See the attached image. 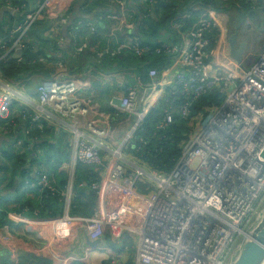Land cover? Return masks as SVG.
<instances>
[{
    "label": "built area",
    "instance_id": "built-area-1",
    "mask_svg": "<svg viewBox=\"0 0 264 264\" xmlns=\"http://www.w3.org/2000/svg\"><path fill=\"white\" fill-rule=\"evenodd\" d=\"M51 1L40 0L37 6L27 9L12 34L22 36L37 22L49 23L47 33L56 34L50 20L57 19L64 25L67 16L63 8L53 7ZM95 1L105 4L108 0ZM115 3L117 13L96 17L97 22L108 25L109 30L106 44L95 46L94 65L104 58L113 61L125 51L138 58L150 52L164 53L173 56V68H178L169 80L172 90L194 101L211 87L221 85L224 96L219 106L205 107L191 118L206 120L182 150L171 173L163 176L149 173L136 164L127 165L122 156L134 132L157 102L164 95L174 94V91H168L169 87H158L156 91V79L166 70L158 73L152 69L146 83L135 78L132 85L122 88L123 79L118 74L103 75L96 72L93 65L85 76L66 75L63 63H57V69L62 72L37 86V105L32 114L20 111L17 115L21 114L20 120L28 122L29 134L33 130L43 133V121L48 120L50 114L66 120L72 145L69 159L58 167L67 176L59 194L60 219L82 226L89 241L103 240L106 235L112 242L131 237L134 264H232L241 246L264 217V48L255 58L244 54V63L237 64L228 52L227 40L232 33L227 32L226 42L220 38L224 30L229 31L228 16L207 7L193 8L192 12L202 10L201 16L194 29L182 34L179 48L167 44L140 45L133 37L121 42L118 37L133 33L136 25L133 14L126 10V1L115 0ZM99 11L100 8L96 12ZM180 17L188 18L189 13L175 18ZM170 27L178 30L180 26L172 23ZM80 28L88 30L91 36L100 32L91 22L81 24ZM216 33L215 47L212 52H207L211 35ZM71 38L77 56L92 42L91 37L84 42L77 41L75 33ZM8 44L9 41L0 40L2 59L9 54L10 48L17 46V43ZM216 54L220 65L214 62ZM96 77L103 84L112 86L109 108L132 120L122 141L115 149L107 150L106 155L101 151L106 150L105 140L113 119L103 116L99 104L93 101L94 93L87 85ZM16 96L21 94L9 85L0 90V128L8 132L16 124L12 116ZM189 107L183 104L178 108L181 118L188 117ZM174 110L172 104L166 105L160 128L172 123ZM80 165L106 175L109 192L119 200L116 209L105 214L95 208L90 217L71 216L74 202L80 201L74 183L75 171ZM34 175L37 184L27 183V189L41 196L44 192L55 193L47 165L35 167ZM141 181L149 184L146 193L136 191L137 183ZM89 190L99 193L98 177L89 185ZM32 214L37 216L38 210H32ZM98 246L97 249L107 252L113 249ZM122 253L128 254L129 249L124 247ZM46 254L59 260L53 250L47 249ZM107 264H117V261L108 258Z\"/></svg>",
    "mask_w": 264,
    "mask_h": 264
},
{
    "label": "trees",
    "instance_id": "trees-1",
    "mask_svg": "<svg viewBox=\"0 0 264 264\" xmlns=\"http://www.w3.org/2000/svg\"><path fill=\"white\" fill-rule=\"evenodd\" d=\"M126 1V10L133 14L136 28L135 30L118 37L119 41H124L127 37L136 38L140 45L157 46L158 44H167L172 47L179 48L181 46L182 34L195 28L202 10L193 11V8L207 7L213 10L225 13L229 18L230 29L233 30V24L236 25L238 14L241 12L246 17L248 12L253 13L258 10V4L252 3L251 0H194L192 2H176L177 0H171L170 2H162L161 0H151L149 3L146 0H124ZM130 1V2H128ZM133 4V5H131ZM252 8V6H254ZM18 7V5H16ZM100 8L99 13L96 12ZM80 14L78 13L75 18L72 19V30L70 35L75 33L77 41L84 42L89 37L92 38V42L87 45L85 51L79 56L74 55V42L71 39V47L67 48L59 45L58 32L56 34H48L47 29L49 24L43 22H37L30 29L26 31L25 48L22 50V57L17 59H9L10 54L4 59H0V77L2 80L9 81H29L35 79L40 80L35 75H41L48 80L52 77V74L57 71V63L61 62L64 68L71 66L73 63L79 62L82 64V70L86 67V60L89 56H94L93 49L96 45L104 46L107 41L106 34L109 30V26H102L97 22L96 17L100 14L108 15L117 13L118 6L115 0H108L105 4L96 2L95 0H86L84 3L79 4ZM27 9L19 8L17 15L19 16V23L23 20V13ZM75 11L72 7L69 11L73 14ZM185 12L189 13L188 18H175L182 16ZM234 14V15H233ZM75 16V15H74ZM83 16H87L83 18ZM75 22V24H74ZM91 22L100 32L96 36H91L90 33L85 31V28H80V25ZM179 24V29H172L170 25ZM77 24V25H76ZM76 26V28H74ZM107 28V29H106ZM75 29V30H74ZM100 35V36H99ZM99 36V37H98ZM209 36V35H208ZM217 33L211 35V43L206 48L207 52H212L217 40ZM102 37V39H101ZM16 36L8 33L1 35L3 41H9L8 45L14 41ZM93 48L91 52L88 50ZM88 51V52H87ZM87 52V53H86ZM86 53V54H85ZM2 52H0V56ZM173 56L161 53L155 54L154 52L146 53L140 58L136 57L130 51H125L122 56L116 58L113 61L107 58L102 59L97 65L92 63L87 70H83L88 73V70L92 67L98 73L106 74H118L123 79V86H130L134 83L135 78H139L140 81L146 83L148 81V72L150 70H156L158 73L166 69H172L174 67ZM90 64H87V66ZM65 68V69H66ZM117 71V72H114ZM33 74L34 77L31 76ZM83 73V72H82ZM79 72L74 74L85 75ZM175 72H171L168 75V80L174 77ZM100 84V83H99ZM102 92H109V99L112 95V88L110 85H100ZM168 91H174V94L168 96L164 95L150 111L148 116L144 119L142 124L134 132L132 140L127 144L125 148V154L131 153L132 156L147 168L148 171L155 172L157 174L168 176L174 169L178 159L181 156L182 150L188 143L189 127L186 125V120H190L194 115L203 111V108L208 106H219L223 99L222 86L211 87L203 95L196 100L185 99L177 90H172L169 87ZM123 91V90H121ZM170 98L168 102L166 99ZM172 104V108L175 110L172 112V123L163 127H159V124L163 118L162 111L166 105ZM188 104L189 115L187 118H181L178 113V108ZM18 112L26 111L28 114H32L25 108L17 107ZM18 114V113H17ZM20 115H13L14 121L20 119ZM28 125V122L25 121ZM29 127V125H28ZM34 131V130H33ZM38 131V130H35ZM45 131V130H44ZM43 131V132H44ZM32 132V131H31ZM30 132V135H31ZM42 148V147H41ZM39 154H34L32 166L38 167L40 164L49 165L51 163L56 164L64 160L59 156V152L56 155L50 156L48 154H42L40 149ZM43 150V149H42ZM44 149L43 151H45ZM55 156V157H54ZM4 158V155L2 156ZM14 170H18L23 177L25 169L21 165ZM22 172V173H21ZM26 173V172H25ZM49 174V170H48ZM59 173L61 182L60 189H58L52 180L51 184L56 189L54 194L44 192L41 195L36 194L35 201L25 202L13 210L21 215L29 217L50 218L57 217L62 214V205L59 201V194L63 191L66 184V175ZM57 175V174H56ZM98 171L91 167L80 165L75 171V191L80 199L79 202L75 201L70 210V214L74 216L89 217L92 215L94 208V194L89 190V185L97 178ZM51 175L49 174V177ZM32 183L37 184V180H32L30 177H26ZM29 183V182H28ZM136 191L138 193H146L149 191V184L141 181L137 183ZM28 209L27 212L24 210ZM38 210V215L34 216L32 210ZM8 211L0 212V226L7 223L6 214ZM27 260V259H24Z\"/></svg>",
    "mask_w": 264,
    "mask_h": 264
},
{
    "label": "crops",
    "instance_id": "crops-1",
    "mask_svg": "<svg viewBox=\"0 0 264 264\" xmlns=\"http://www.w3.org/2000/svg\"><path fill=\"white\" fill-rule=\"evenodd\" d=\"M39 1L40 0H0V40H2L1 35L7 32L16 36L11 45L17 43V46L8 50L10 54L9 59L19 60L22 57V50L25 48V43L27 42L25 39L26 32L22 36H19L18 33L12 34L19 25L20 18L17 15L18 9H31L37 6ZM85 1L86 0H83V3ZM81 2L77 0L51 1L53 7L63 8L67 16V22L64 25H60L57 19L50 20L52 28L58 32V42L61 46L67 48L71 47L70 31L73 25L72 19L75 18L78 13L80 14L81 9H79V4H81ZM16 5H18V7ZM72 7H74L75 11L73 14H70L69 11ZM244 18L245 23L246 17ZM74 28H76V26ZM227 32L228 31L224 30L220 37L224 42H226L225 38ZM92 49L93 48H89L88 50L91 52ZM94 50L95 49H93V53ZM1 56L0 59H2ZM214 62L216 65H220L221 63L217 54L214 55ZM92 63H94V56H89L86 60V67L83 70H87ZM87 64L90 65L87 66ZM65 68L66 75H78L74 74L75 72H83L82 74H86V72L82 70V64L79 62L73 63L71 66ZM177 69V67L176 69H166V73L156 79V91L158 87H169L168 75L171 72L176 73ZM61 72L62 70L58 68L48 80H45L41 75H35L37 78H40V80L35 81V79H31L26 82L21 80L16 81L17 83L14 81L2 80L0 77V90L5 85H9L12 90L21 94L20 97L16 96V101L12 106V116H17L19 111L17 107L25 108L32 112L37 105V86L42 83H47ZM30 74L34 77L32 73ZM101 74L110 75L102 72ZM100 85L106 86L109 84H103L100 78L96 77L93 80H89L87 86H90L93 91V101L99 104L101 114L113 119L105 140L106 150L101 151L106 155L107 150L115 149L122 141L132 120L123 114L113 112V110L109 108V92H102V87H100ZM110 88H112L111 85ZM158 94H160V92ZM157 96L161 98L160 95ZM20 102H22V104H20ZM16 120L17 122L11 131L8 132L0 128V206L3 211H8L6 214L7 223L0 226V264H57L59 261H61V264H107L108 258H115L117 264H134V250L133 255L129 257L130 247L132 246L133 248L134 245L131 237H125L119 241L112 242L107 235L104 236V239H107L111 243L120 244V250L112 249V252H107L97 248L91 249L87 244V238L82 226L76 223H64L60 219L62 214L50 218H31L13 212V210L17 209L21 204L36 200L34 198L35 194L26 188L28 182L32 183L26 177L37 180L34 175V166H32L35 151L40 149L42 154L47 156L48 154L50 156H57L56 152H59V156L57 157L64 159L60 163H51L47 165L49 174L51 175L50 179L53 184L60 189V177L62 176H60L59 173H64V171L59 170L58 167L62 162H67L69 159L72 145V138L67 131L66 120L60 115L50 114V118L43 121L45 131L39 133L34 130L31 132V135L29 134L28 125L23 120ZM26 145H29V147H25ZM42 149L46 150L43 151ZM3 155L4 158H2ZM15 165H17L16 167L23 166L25 169L24 175L26 177H23L18 170H14ZM97 171L100 191L98 194L92 192L95 197L93 210L99 208L106 214L116 209L119 200L116 199L114 194L109 192L106 175L103 174L102 171L100 172V170ZM127 241L129 245L125 244ZM99 246L111 248L104 245L103 240H101ZM124 247L129 249L128 254L122 253ZM47 249L55 251L59 256V260L47 255Z\"/></svg>",
    "mask_w": 264,
    "mask_h": 264
},
{
    "label": "rangeland",
    "instance_id": "rangeland-1",
    "mask_svg": "<svg viewBox=\"0 0 264 264\" xmlns=\"http://www.w3.org/2000/svg\"><path fill=\"white\" fill-rule=\"evenodd\" d=\"M254 16L251 18L253 13L250 11L248 12L246 16V22L243 23L241 27V32L239 33V39L240 42L246 43V50L245 55L255 58L264 48V0L258 1V10L254 11ZM234 15V14H233ZM236 25L233 24V30L229 28V33H233L235 30ZM250 59L248 60V63H250ZM206 118H201L197 120H186V125L189 127V134H188V141L185 143H188L191 138L194 136L196 132H198L204 125ZM123 160H126L125 162L127 165L133 166V164L139 165L147 170L145 166L137 162V160L132 156L131 153L123 154L122 156ZM148 172V170H147ZM152 171H149V173ZM104 245L111 247L115 250H120L121 245L118 243H111L107 239H103ZM125 244L129 245V242H125ZM133 255V248L130 247V255L131 257Z\"/></svg>",
    "mask_w": 264,
    "mask_h": 264
},
{
    "label": "water",
    "instance_id": "water-1",
    "mask_svg": "<svg viewBox=\"0 0 264 264\" xmlns=\"http://www.w3.org/2000/svg\"><path fill=\"white\" fill-rule=\"evenodd\" d=\"M87 16H83L86 18ZM244 14L239 13L236 21V27L233 33L227 40L229 57L237 64L244 63V54L246 50V43L239 42V33L244 23ZM87 244L91 249L97 248L101 244V240L89 241ZM264 262V217L253 229L248 239L241 246L232 264H262Z\"/></svg>",
    "mask_w": 264,
    "mask_h": 264
},
{
    "label": "bare ground",
    "instance_id": "bare-ground-1",
    "mask_svg": "<svg viewBox=\"0 0 264 264\" xmlns=\"http://www.w3.org/2000/svg\"><path fill=\"white\" fill-rule=\"evenodd\" d=\"M262 264H264V262Z\"/></svg>",
    "mask_w": 264,
    "mask_h": 264
}]
</instances>
